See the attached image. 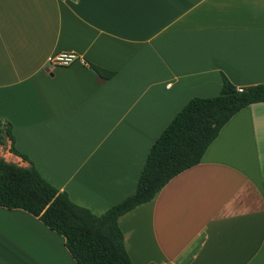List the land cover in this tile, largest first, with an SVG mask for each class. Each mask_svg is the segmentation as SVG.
Returning a JSON list of instances; mask_svg holds the SVG:
<instances>
[{"label": "crops", "instance_id": "1", "mask_svg": "<svg viewBox=\"0 0 264 264\" xmlns=\"http://www.w3.org/2000/svg\"><path fill=\"white\" fill-rule=\"evenodd\" d=\"M61 52L79 60L52 65ZM223 76L264 84V0H0V120L95 215L136 191L154 141ZM10 143L0 158L27 167ZM118 226L133 264H264V102ZM0 264L78 263L38 218L0 207Z\"/></svg>", "mask_w": 264, "mask_h": 264}, {"label": "trees", "instance_id": "2", "mask_svg": "<svg viewBox=\"0 0 264 264\" xmlns=\"http://www.w3.org/2000/svg\"><path fill=\"white\" fill-rule=\"evenodd\" d=\"M263 102L264 84L238 91L223 76L218 95L189 100L154 141L136 191L101 215L76 205L66 192L48 183L28 157L15 149L11 124L0 120V145L9 140V151L28 162L21 167L0 158V207L20 209L38 218L64 238L78 264H133L118 219L151 202L173 177L196 166L238 111Z\"/></svg>", "mask_w": 264, "mask_h": 264}, {"label": "built area", "instance_id": "3", "mask_svg": "<svg viewBox=\"0 0 264 264\" xmlns=\"http://www.w3.org/2000/svg\"><path fill=\"white\" fill-rule=\"evenodd\" d=\"M79 57L71 52H61L56 55H54L50 61L51 64L57 67H64V66H69L75 61H78ZM238 91H242V88H238Z\"/></svg>", "mask_w": 264, "mask_h": 264}]
</instances>
